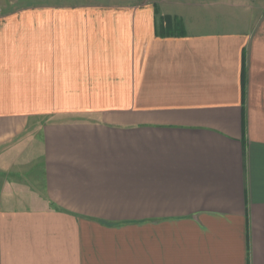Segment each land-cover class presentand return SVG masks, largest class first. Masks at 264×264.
Wrapping results in <instances>:
<instances>
[{"label": "crops", "instance_id": "obj_1", "mask_svg": "<svg viewBox=\"0 0 264 264\" xmlns=\"http://www.w3.org/2000/svg\"><path fill=\"white\" fill-rule=\"evenodd\" d=\"M169 5L1 16L0 264H264V0Z\"/></svg>", "mask_w": 264, "mask_h": 264}, {"label": "rangeland", "instance_id": "obj_2", "mask_svg": "<svg viewBox=\"0 0 264 264\" xmlns=\"http://www.w3.org/2000/svg\"><path fill=\"white\" fill-rule=\"evenodd\" d=\"M146 2V1H152L156 3H161L162 0H0V18L2 15H5L6 13L10 12L11 10L15 8L20 7H31V6H39L40 4H66V3H105V2H115V3H129V2ZM175 2H178V5H169L167 7H163L164 10H168L170 12H176L179 14H182L187 23L189 25H193L192 22V11L193 9H188V7H184L185 3L192 0H172ZM198 1V0H197ZM203 15V13H202ZM194 16V14H193ZM178 17V16H177ZM208 17V16H207ZM204 17V18H207ZM32 149V146L29 145L26 147L25 152L21 159L23 160H29L31 158L30 151ZM37 168L34 167L32 171H36Z\"/></svg>", "mask_w": 264, "mask_h": 264}, {"label": "trees", "instance_id": "obj_3", "mask_svg": "<svg viewBox=\"0 0 264 264\" xmlns=\"http://www.w3.org/2000/svg\"><path fill=\"white\" fill-rule=\"evenodd\" d=\"M160 32L168 35H180L184 32L183 23L177 16H162Z\"/></svg>", "mask_w": 264, "mask_h": 264}]
</instances>
